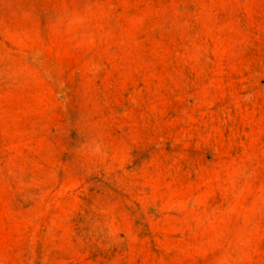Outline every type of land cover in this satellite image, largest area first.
<instances>
[{
    "label": "rangeland",
    "instance_id": "rangeland-1",
    "mask_svg": "<svg viewBox=\"0 0 264 264\" xmlns=\"http://www.w3.org/2000/svg\"><path fill=\"white\" fill-rule=\"evenodd\" d=\"M0 264H264V0H0Z\"/></svg>",
    "mask_w": 264,
    "mask_h": 264
}]
</instances>
